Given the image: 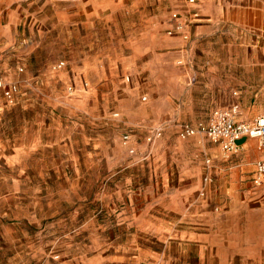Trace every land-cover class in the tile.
<instances>
[{
  "label": "rangeland",
  "instance_id": "rangeland-1",
  "mask_svg": "<svg viewBox=\"0 0 264 264\" xmlns=\"http://www.w3.org/2000/svg\"><path fill=\"white\" fill-rule=\"evenodd\" d=\"M199 4L26 0L0 14V26L15 15L12 37L18 43L0 55V82L17 86L12 98L0 89V264H62L70 255L66 247L72 240L66 237L77 231L73 242L82 247L83 220L112 213L107 197L117 187L132 194V183L148 186V176L133 173L131 167L146 164L140 159L160 141L167 144L163 151L171 157L170 165H200L207 183L215 182L212 171L219 159L210 153L215 145L202 135H181L182 127L207 123L215 111L206 107L218 99V92L206 91L209 79L200 71L210 61L182 60L192 70L187 84L166 82V77L179 74L169 65V73H146L154 60L148 53L167 55L162 38L174 37L166 26L168 18ZM192 42L187 50L193 49ZM204 47L219 52L216 45ZM84 59L105 73L72 77L69 72ZM231 74L229 97L240 106L237 119L253 121L264 113V73L240 66ZM164 94L168 117L160 120L153 115ZM156 128L163 129V136L149 142ZM182 141H187L183 151L177 147ZM9 147L24 149V176L8 167ZM220 151L222 162L231 163ZM9 181L16 187L10 189ZM42 232L57 235L59 242L55 251L40 255Z\"/></svg>",
  "mask_w": 264,
  "mask_h": 264
},
{
  "label": "crops",
  "instance_id": "crops-1",
  "mask_svg": "<svg viewBox=\"0 0 264 264\" xmlns=\"http://www.w3.org/2000/svg\"><path fill=\"white\" fill-rule=\"evenodd\" d=\"M25 1L0 0V14ZM199 2L197 7L178 11L188 22L186 32L190 38L184 39L179 34L162 38L167 55L157 57L148 53V59L154 60L146 73H169L166 70L169 65L179 74L166 77V82L187 84L192 70L189 65L182 66L183 61L198 60L200 64L210 61L200 71L209 79L206 91H216L219 96L206 108H230L235 104L234 98L229 97L234 88L231 73L240 66L246 71L264 73V0ZM170 19L171 16L166 24L169 30ZM16 23L12 15L8 25L0 26V55L8 54L18 45L12 37ZM191 39L194 47L187 50ZM214 45L219 52L204 47ZM29 46L27 42L24 44L26 48ZM238 52H242L241 57L236 56ZM176 62L181 66L176 67ZM69 73L76 77L105 71L84 59ZM32 78L39 81L37 76ZM167 102L166 94L162 95L153 117L160 120L168 117L163 109ZM165 143L160 141L140 159L146 164L131 167L133 173L148 176V186L132 183V194L126 187H117L107 197L112 213L98 220L96 217L83 220L86 242L82 247L73 242L77 231L66 237L72 240L66 247L70 255L62 264H264V185L251 187L247 181L251 174L254 177L256 163L263 158L257 140H240L239 152L226 155L231 163L222 162L221 148L213 146L210 153L219 159V164L212 171L215 182L211 184L204 182L206 172L200 165H170L171 157L163 151ZM186 143L182 141L177 147L183 151ZM23 151V148L8 149V167L19 176L27 173L20 164L25 159ZM8 184L10 189L16 187L15 182ZM46 237L50 241L43 244ZM40 238V255L55 251L57 235L42 232Z\"/></svg>",
  "mask_w": 264,
  "mask_h": 264
},
{
  "label": "built area",
  "instance_id": "built-area-1",
  "mask_svg": "<svg viewBox=\"0 0 264 264\" xmlns=\"http://www.w3.org/2000/svg\"><path fill=\"white\" fill-rule=\"evenodd\" d=\"M185 2L189 5L197 3L196 0H185ZM170 22L172 29L169 30V35L179 34L184 39L190 38L186 32L188 22L183 19L180 13H173ZM0 89L8 98H12L17 92L16 85H4L2 82H0ZM239 109L238 104H234L230 108L218 109L213 112L207 123H200L195 128L188 125L182 127V139L202 135L209 139L212 144L219 146L228 157L239 152L238 143L240 140L244 138L257 140L258 151L262 153L263 158L256 163V171L252 181L255 187H262L264 185V113L257 116L253 121H240L237 119ZM162 136L163 129L156 128L153 131V136L149 138V142L160 139ZM128 138V136L124 137L125 140ZM131 152L134 153V151ZM211 163V159H208L207 164L210 165ZM204 182H208V177L204 179Z\"/></svg>",
  "mask_w": 264,
  "mask_h": 264
}]
</instances>
